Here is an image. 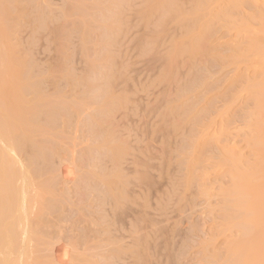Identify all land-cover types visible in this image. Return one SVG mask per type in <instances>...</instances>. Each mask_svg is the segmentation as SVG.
I'll list each match as a JSON object with an SVG mask.
<instances>
[{"label":"rangeland","instance_id":"obj_1","mask_svg":"<svg viewBox=\"0 0 264 264\" xmlns=\"http://www.w3.org/2000/svg\"><path fill=\"white\" fill-rule=\"evenodd\" d=\"M263 123L264 0H0L17 264H229Z\"/></svg>","mask_w":264,"mask_h":264},{"label":"bare ground","instance_id":"obj_2","mask_svg":"<svg viewBox=\"0 0 264 264\" xmlns=\"http://www.w3.org/2000/svg\"><path fill=\"white\" fill-rule=\"evenodd\" d=\"M1 127V126H0ZM2 128V127H1ZM3 129V128H2ZM4 134H5V136H6V131H4ZM4 134L2 133V131H1V129H0V140H3V138L5 137L4 136ZM11 135H13V134H11V132H10V136ZM16 139V136H14V139L13 140H15ZM261 150H263L264 149V123H263V126H262V129H261ZM6 140V139H5ZM11 141L12 142V144H11V142H10V144L8 143V145L6 144V146H7V150L9 151V154H10V151H16V147L17 146H15V144H14V141ZM4 141V140H3ZM3 141H2V143H3ZM5 143H6V141H5ZM5 146V145H4ZM5 146V147H6ZM262 152H264V151H262ZM1 153V152H0ZM12 153V152H11ZM12 155H14V152H13V154ZM262 155H264V153L262 154ZM17 156V155H16ZM1 157V156H0ZM4 156H2V158H3ZM264 157V156H263ZM17 160V159H16ZM19 161V160H18ZM263 162H262V167H261V171H262V173H261V179H263V185H264V160H262ZM0 162H4V161H1V159H0ZM7 164H8V162H7ZM5 165H6V163H5ZM4 166V164L3 165H1V168H2V170L4 171V169H5V166ZM7 166V165H6ZM21 167V166H20ZM1 170V171H2ZM21 171V170H20ZM4 172H6V171H4ZM4 172H3V174H2V172H1V174L2 175H4ZM28 171H27V169H24V173H27ZM8 174V173H7ZM10 174H12V173H10ZM28 175V176H27ZM5 176V175H4ZM2 177V180H4L3 178H5V177ZM9 176V175H8ZM13 176V175H12ZM25 176L28 178V181H26L27 182V184L28 183H31L32 184V182H31V176L29 175V173L28 174H25ZM0 177H1V175H0ZM9 177H11V176H9ZM9 177H6L7 179L9 178ZM5 178V179H6ZM13 178H14V176H13ZM1 179V178H0ZM7 179H6V181H7ZM11 179V178H10ZM21 179V178H20ZM13 180V179H12ZM11 182V181H10ZM9 182V179H8V183H7V187L5 186V187H1V190H0V203H2V200H1V197L2 196H4V195H7L6 196V198H7V201H6V199H5V197H4V199H5V201L8 203L7 205H9V210L10 211H8V214L10 215V217L12 216V214L13 213H16L17 212V214H16V218H17V215H18V219H19V221L21 222L20 224H21V226H22V224L23 223H25L27 220V202H28V199H27V194H26V197H25V195L23 194L24 192L22 191V189L23 188H18V186L16 187H14L11 183L13 182H11L10 183ZM21 183H22V181H20ZM14 187V188H13ZM20 187V186H19ZM17 188H18V190L19 191H17ZM14 189H16V190H14ZM27 190V189H26ZM3 192H6L5 194H3ZM237 193V192H236ZM240 194V193H239ZM235 195V194H234ZM244 198V197H243ZM259 198H260V196H259ZM264 198V197H263ZM262 198V199H263ZM3 199V200H4ZM239 199H242L241 197L240 198H238V200ZM258 199V198H257ZM240 201V200H239ZM242 202H244V201H242ZM29 204V203H28ZM241 204V203H240ZM263 204V203H262ZM4 205H0V213H3L2 211H1V209H2V207H3ZM250 206V205H249ZM249 206H247V208L244 210V211H242V213L240 214V217H241V223H242V225L244 226V229H240L241 231L243 230V232H241V234L238 236L239 238L237 239H234V240H231V241H229V246H230V251H231V259H230V263L229 264H264V226H262V225H258V223L257 222H254V223H251V228H250V221H252V220H250L249 218H247V210L250 208ZM243 208V207H242ZM6 209V208H5ZM5 213V212H4ZM6 214V213H5ZM0 215H2V214H0ZM8 215V216H9ZM6 216H7V214H6ZM5 217V218H2L1 219V221H0V225H1V222H2V226H0V229L2 228L3 229V226H4V228L5 229H7L6 230V233L4 234V237H2V238H0L1 240H0V253L1 252H4L5 253V255H4V263L3 264H9V263H14V264H17V260L18 259H20V257H18V254H19V252H20V249L21 248H23L24 247V244H22L23 246L20 248V246H19V250L17 251V255L16 254H14V253H16V252H14V250L16 251V249H13L14 247H13V245L16 243H14V241L16 240V236H15V234L11 231V228L10 229H8V222H5V220L7 219V218H10V217ZM1 217V216H0ZM3 217V216H2ZM24 218H26V219H24ZM254 218V217H253ZM13 220V219H12ZM24 221V222H23ZM240 221V220H239ZM238 221V222H239ZM26 223H28V222H26ZM10 224V223H9ZM239 225H241V224H239ZM248 225V226H247ZM21 226H19L20 228H21ZM23 226H24V224H23ZM22 226V227H23ZM27 226H28V224H27ZM26 227V226H25ZM24 227V229H23V232H21L20 233V237H19V241H20V238H22L21 240L23 241V238H25L24 236L25 235H23V237H22V233L23 234H25V230H26V228ZM5 229H3V230H5ZM29 229V226H28V228H27V230ZM1 231V230H0ZM22 231V230H21ZM29 231V230H28ZM27 231V232H28ZM5 232V231H4ZM27 232H26V234H27ZM260 233V240L259 241H255L254 239H255V235L257 234V233ZM15 236V237H14ZM1 237V236H0ZM21 241V242H22ZM2 242L4 243L5 242V247H4V244H2ZM16 246V245H15ZM251 246H253V248L254 249H250V247ZM2 247V248H1ZM16 248V247H15ZM27 249H28V246H26L25 245V247H24V250H21V251H23V253L25 254L26 253V251H27ZM229 251V250H228ZM14 254V255H13ZM1 255H3V254H1ZM17 256L18 257V259L17 258H15V257H13V256ZM20 255H23L22 253H20L19 254V256ZM2 258V257H1ZM0 261H2L1 259H0ZM229 262V261H228ZM1 264V263H0Z\"/></svg>","mask_w":264,"mask_h":264}]
</instances>
